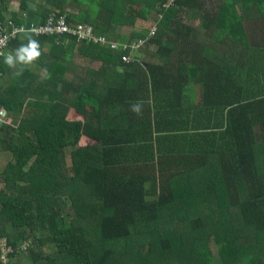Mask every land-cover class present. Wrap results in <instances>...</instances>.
Returning <instances> with one entry per match:
<instances>
[{
  "label": "trees",
  "instance_id": "obj_1",
  "mask_svg": "<svg viewBox=\"0 0 264 264\" xmlns=\"http://www.w3.org/2000/svg\"><path fill=\"white\" fill-rule=\"evenodd\" d=\"M34 5L97 41L9 43L38 41L41 68L0 86L5 264H264V0Z\"/></svg>",
  "mask_w": 264,
  "mask_h": 264
},
{
  "label": "built area",
  "instance_id": "obj_2",
  "mask_svg": "<svg viewBox=\"0 0 264 264\" xmlns=\"http://www.w3.org/2000/svg\"><path fill=\"white\" fill-rule=\"evenodd\" d=\"M10 24L11 23L8 20L0 23V59L5 56V51L9 49V43L13 39L18 38L19 36L25 33L30 34L31 36L53 34L61 35L64 33H70L76 35L77 41L79 42L83 40L85 42H89L90 39H92L93 42L97 41L95 37H92L90 28L79 25L76 27L75 30H72L67 25V22L64 18H58L57 20H55L53 17H50L44 24L32 25L28 29L16 28L11 26ZM153 32L154 30L151 31L150 35H152ZM99 40L103 42V39ZM144 44L145 41L143 39H138L134 41L131 46L124 44H116L112 42L110 44V48L113 50L118 49L119 46H122V50L130 48V55H132L136 49L143 47ZM130 55H123L121 57V60L123 62H129L131 60ZM20 249L23 250V246H21ZM12 251V248L6 245L5 240H0V264H5L7 261H9L10 258L8 256Z\"/></svg>",
  "mask_w": 264,
  "mask_h": 264
},
{
  "label": "rangeland",
  "instance_id": "obj_3",
  "mask_svg": "<svg viewBox=\"0 0 264 264\" xmlns=\"http://www.w3.org/2000/svg\"><path fill=\"white\" fill-rule=\"evenodd\" d=\"M5 4L3 5L2 3H0V6H2L3 5V7H5V8H7V14H6V17H8V16H10V14H12V13H17L20 17H22L23 19H25L24 21L25 22H23L24 24L25 23H27V24H31V23H34V21H36L37 20V18L34 16V14L31 12V11H33L34 9H36V5H33L32 3H34L35 4V0H27V3H29L30 4V10L31 11H29V9L28 10H22L21 8H20V0H6L5 2H4ZM35 7V8H34ZM137 10H138V8L135 6H132V7H130L129 9H128V14L130 15V16H135L136 14H137ZM193 19H196V20H192L191 19V21H195L194 23H192V24H198L199 23V20L196 18V17H194ZM153 19L152 18H150V20H149V22L150 23H153ZM121 33L122 34H126V35H130L131 34V31H130V28H128V27H123L122 29H121ZM156 49V46H151L150 47V50L151 51H154ZM22 54H24V53H22ZM135 54V53H134ZM134 54H132V56H139L140 54H139V52H136V54L134 55ZM14 56H15V54H14ZM141 57V56H140ZM32 69H34V68H32ZM1 109V108H0ZM1 111V110H0ZM73 111V110H72ZM3 113V112H2ZM70 118H76V113L73 111V112H71L70 113ZM10 117L9 118H6L5 119V117H4V113L3 114H0V124L2 123V122H10ZM12 121V120H11ZM81 144H84L83 142H81ZM0 170H1V168H2V166H3V164H4V161H5V159H4V157L3 156H0ZM64 161H65V164H68V151H65V155H64ZM142 182H143V184H144V186L147 188V190H148V192H149V197L151 198V197H153V195H154V188L152 187V186H150V182L148 181V180H142ZM152 187V188H151ZM4 192L5 193H9V191L8 190H4ZM140 251H145V248H140ZM16 261H15V258L13 259V262L12 263H15V264H21V262H22V264H23V259H21V258H23L22 256L20 257H18V256H16ZM18 259H20L21 261H19Z\"/></svg>",
  "mask_w": 264,
  "mask_h": 264
},
{
  "label": "crops",
  "instance_id": "obj_4",
  "mask_svg": "<svg viewBox=\"0 0 264 264\" xmlns=\"http://www.w3.org/2000/svg\"><path fill=\"white\" fill-rule=\"evenodd\" d=\"M32 4H33V3H32ZM33 5H34V4H33ZM35 7H36V6H35ZM35 7H34V8H35ZM30 8H31V7H30V4L28 3L27 10L29 9V11H31ZM5 10L8 11L7 8H5ZM31 12H32V13L34 14V16L37 18V20L34 21V23H37V22H38V15H37V13H36V9H34V10L31 11ZM29 25H30V24L25 23L24 26H25V27H29ZM27 37H30V36H27ZM28 40H29L28 38L23 37V38H21V40H19V42H22L23 44H26V43L28 42ZM14 54L17 55V51L12 50L10 47H9V49H7L6 52H5V57H4V59L2 60V77H1V79H0V86H3V85L5 84V82H6L10 77L19 74L22 70H25V69H31V68H41L40 65L33 63V61L30 62V63H27V64H25V63H20V62H16V63L14 64V66H10L9 64L5 63V58H6L7 56H9V55H12L13 57H15ZM19 54H20V55H24V54H22V52L19 53ZM14 258H15V257H14ZM14 258L12 257V260H13Z\"/></svg>",
  "mask_w": 264,
  "mask_h": 264
},
{
  "label": "clouds",
  "instance_id": "obj_5",
  "mask_svg": "<svg viewBox=\"0 0 264 264\" xmlns=\"http://www.w3.org/2000/svg\"><path fill=\"white\" fill-rule=\"evenodd\" d=\"M21 52L24 53V55H20L19 53ZM39 55V42L33 39H29L27 45H22L19 49H17V55H15V57H13L12 55L7 56L5 58V63L9 64L10 66H14L16 62L27 64L37 59ZM132 111L140 113L141 104H134L132 106Z\"/></svg>",
  "mask_w": 264,
  "mask_h": 264
},
{
  "label": "bare ground",
  "instance_id": "obj_6",
  "mask_svg": "<svg viewBox=\"0 0 264 264\" xmlns=\"http://www.w3.org/2000/svg\"><path fill=\"white\" fill-rule=\"evenodd\" d=\"M37 24H39L38 22L37 23H31L30 25H29V27H25V26H22V27H18V28H24V29H28V28H30L32 25H37ZM30 35V34H29ZM5 57V56H4ZM4 57H2L1 59H0V68H2V60L4 59ZM3 111L1 110L0 111V114H3L2 113Z\"/></svg>",
  "mask_w": 264,
  "mask_h": 264
}]
</instances>
